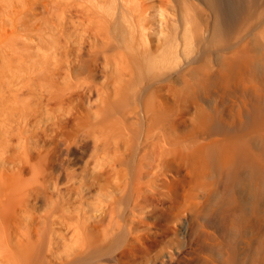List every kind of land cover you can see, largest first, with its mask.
<instances>
[{"label":"bare ground","instance_id":"6f19581e","mask_svg":"<svg viewBox=\"0 0 264 264\" xmlns=\"http://www.w3.org/2000/svg\"><path fill=\"white\" fill-rule=\"evenodd\" d=\"M41 1L51 70L18 124L4 106L0 264H103L153 199L185 219L184 264H264V0ZM72 94L87 107L60 134ZM88 145L75 168L70 151ZM85 171L112 173L116 194L80 206Z\"/></svg>","mask_w":264,"mask_h":264},{"label":"rangeland","instance_id":"374dc122","mask_svg":"<svg viewBox=\"0 0 264 264\" xmlns=\"http://www.w3.org/2000/svg\"><path fill=\"white\" fill-rule=\"evenodd\" d=\"M16 2V0H11V2L9 0H0V134L3 126L8 122L6 120L7 110L4 106L9 104L12 107L10 113H8L11 125L18 124V106L24 103H33V101H30L36 97L37 91L40 92L43 83L47 82L44 76L48 75L51 70L50 57L53 36L48 8H46L41 0H33L32 3L29 0L30 4H27L26 8H22L19 2ZM76 45V40L74 41V37H72V40H69L67 52L65 53L61 50L64 53L60 62L63 69L67 70V66L72 65L76 70L79 66L75 59L77 53ZM92 66H95L97 70L99 68L97 63ZM27 78L31 79L32 84H22ZM69 96L66 95L64 100L66 105L70 101L69 108L71 112L65 111V116L59 118L58 127L60 124L64 126L60 125L61 127L58 128L60 134H64L65 128L70 129V127H74L77 116L87 107L85 106L86 104L78 102L75 94L71 96L73 100ZM187 124L188 119L185 122V125ZM46 125H42L44 126L43 129L40 126L37 129L39 137L40 135L43 137H38V142H40L38 145H41L43 142L45 145L42 143L41 146H47L48 148V145L53 143L49 139V132H52L55 124L50 123L48 126L51 128H47ZM40 130H45L44 134H49L43 136V131L41 132ZM62 131L63 133H61ZM77 148L73 147L68 157H72L70 159L72 160V166L81 168L84 166L83 164L88 163L87 160H90L88 155L90 151L88 148L90 147L88 145L85 149H82L84 146L82 148L78 146ZM61 149L64 151V148ZM13 152L14 150L9 152V156L11 153V158L7 162L9 167L10 165L12 167L14 165L13 160L15 156L12 157L14 155ZM59 157H61L60 154ZM55 158L56 155H51L49 162L54 159L52 162L54 163L57 159ZM0 162L2 165V161ZM1 165L0 171L6 167L2 166V168ZM102 174L98 173V171L93 173L92 171L84 172L85 179L89 180L87 181L88 183H92V187L90 186L91 188L89 187L87 190H84L85 193L83 194L89 193L86 196L82 194L84 198L86 197V199L82 198L83 201L98 198L102 190H105L107 193L110 192V194L114 193L112 189L114 185L113 174L106 172ZM90 175L93 176L91 177ZM167 177L170 178L172 176L169 174ZM74 184H77V182ZM73 193L72 195L75 194ZM86 201L85 203H80V206L87 204ZM153 201L152 205L145 210L130 214L133 216L134 236L128 237L129 239L127 238L128 240H126L124 245L116 246L115 249L117 250L111 256L104 258L102 260L103 264H184L188 261L187 256L192 249V245L187 232L184 230L185 219L181 213L177 215L178 217L175 216L174 209L172 210L168 207L169 205L166 202H164L165 204L163 202L159 203L156 199H153ZM39 211L40 209H36L34 212L37 213L36 215H39L42 213V210Z\"/></svg>","mask_w":264,"mask_h":264}]
</instances>
